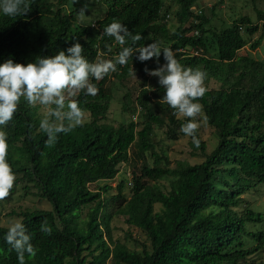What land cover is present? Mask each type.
<instances>
[{
  "label": "trees",
  "instance_id": "1",
  "mask_svg": "<svg viewBox=\"0 0 264 264\" xmlns=\"http://www.w3.org/2000/svg\"><path fill=\"white\" fill-rule=\"evenodd\" d=\"M170 1L179 8L178 21L192 16L193 0ZM27 3L29 12L24 16L0 14V62L12 58L23 63L36 56L55 55L71 46L74 39L84 46V55L90 62L101 55L112 59L121 46L102 32L113 20L141 33L145 38L138 42L141 46L153 40L175 50L185 42L179 29L170 36L166 25L158 22L165 6L163 0H101L98 4L107 6L106 13L100 10L104 18L94 26L76 24L82 8L85 12L95 10L94 0ZM166 9L170 11L171 7L166 5ZM257 16L264 21L263 10H257ZM202 21L208 22L205 17ZM203 23L198 29L205 33ZM244 27L250 35L260 29L247 17L234 21L232 27L219 31L211 40L212 45L217 42L218 59L202 57L188 63L207 73L206 82L214 79L221 85L217 90L207 89L198 101L219 139L214 150L207 153V145L197 130L200 144H192L193 155L201 150L205 158L201 163L179 161L176 168L162 166L169 160L155 152L153 125L166 126L170 140H177L185 135L181 125L190 119L176 117L178 113L161 99L162 87L153 92L143 88L137 97L135 102L145 118L140 130L134 120L118 127L100 123L112 100L104 82L112 75L125 77L133 69L146 80L144 67L156 68L154 59L141 63L134 58L125 66L118 65L117 72L100 82L92 80L99 88L98 94L91 96L81 91L76 99L84 112H90L92 121L59 134L54 146L46 143L47 135L39 129V107L21 102L6 128L7 159L17 177L14 185L25 182L26 195L52 205L49 210H12L8 214L23 219L38 250L35 258L26 256L27 264H247L264 248L262 226L258 231L248 229V224L264 222V212L248 209L239 214L235 210L243 195L264 185V65L249 57H237L247 45L242 35ZM203 41L188 39L192 45L200 44L206 49ZM109 45L111 52L107 50ZM259 45L260 40L252 48ZM130 107L127 94L123 109L128 111ZM134 145L140 154L152 152L154 165L142 167L134 179L131 199L115 213L146 234L151 244H143L142 253L114 240L110 229L113 213L109 207L122 197V184L118 196L108 200L102 198L108 186L99 190L89 187L115 179L119 165L129 161V150ZM166 176L173 178L168 191L144 182H157ZM10 194L15 195L14 188ZM156 204H161L160 211H155ZM90 205L93 206L85 219H81L82 209ZM42 224L50 232L42 231ZM7 229L0 226V264H19L16 252L4 241Z\"/></svg>",
  "mask_w": 264,
  "mask_h": 264
},
{
  "label": "clouds",
  "instance_id": "2",
  "mask_svg": "<svg viewBox=\"0 0 264 264\" xmlns=\"http://www.w3.org/2000/svg\"><path fill=\"white\" fill-rule=\"evenodd\" d=\"M211 3L210 0H193L190 5L192 16L183 21H178L179 8L174 7L175 10L172 8L168 11L166 3L161 8V19L158 22L166 25L170 36L179 29L185 38L184 45L175 50L170 45L161 46L160 42L153 40L151 43L138 45L139 41L145 40L142 34L130 31L119 20H113L102 32L103 36L113 38L121 46L118 55L112 59L90 62L84 55V46L74 39L71 46L55 55L36 56L34 60L23 63L12 58L0 62V200L9 197L17 179L7 159L9 143L6 128L18 112L21 102L29 106H44L47 114L39 120V129L47 135L46 143L54 146L59 134L70 133L83 123L82 107L77 100L66 97L75 96L77 91L97 95L99 88L91 81L104 79L108 74L117 72L118 65L125 66L134 58L141 63L154 59L157 67L149 68L145 65V73L158 78V84L164 89L161 99L165 103L176 113L192 118L181 125L180 131L191 137L192 143L199 147L197 130L200 124L195 118L203 111V106L198 101L207 91V73L199 66L193 67L188 63L194 59L210 57L207 51L209 45L213 46L211 40L218 33L211 27V20L205 14L206 7L212 8L214 13L215 4L212 6ZM28 12L27 0H0V14L4 16L15 18ZM174 12L179 26L171 31L167 22L174 17ZM81 14H85L84 8L81 9ZM202 17L208 22L203 23ZM202 23L205 33L198 29ZM188 39L204 40L207 48L204 49L200 44L192 45ZM107 50L112 51L110 45ZM161 56L163 61L160 63ZM41 230L50 232L44 224L41 225ZM4 241L16 252L19 264H27L26 256L35 258L37 255L38 250L32 243V236L22 218L13 220L4 235Z\"/></svg>",
  "mask_w": 264,
  "mask_h": 264
},
{
  "label": "rangeland",
  "instance_id": "3",
  "mask_svg": "<svg viewBox=\"0 0 264 264\" xmlns=\"http://www.w3.org/2000/svg\"><path fill=\"white\" fill-rule=\"evenodd\" d=\"M100 1L101 0H94L92 8L95 10H90L85 12V14H79L77 16L76 24L84 26L91 25L92 23L94 24L98 22V20L104 18V13L100 10H104L106 13L107 6L103 5V3L99 5L98 3ZM210 1L212 2V6L215 4V11L212 13L213 9L206 7L205 14L210 18L211 27L216 32L232 27L234 21H240L245 17L251 19L254 24L258 23L260 25L259 31L252 35L245 33V27L243 28L242 35L246 40L247 45L238 52L237 57H249L264 65V21H260L257 16V10L264 11V0ZM165 3L167 6H170L171 9L173 8L172 10H175V5L170 0H165ZM177 20L178 19L174 12V17L169 22H167L169 30H176V28L179 26V22ZM258 40H260V45L257 48H252L253 44ZM161 41L164 42L163 39H161ZM164 43H161V46L168 47V45ZM218 50L219 48L217 42H214L213 46L209 45L207 54L216 60L219 57ZM99 59H111V57L101 55L97 60ZM100 81L101 80L97 82ZM104 87L111 94L112 100L110 101L107 114L101 118L100 123L111 124L115 127H118L120 125H126L131 120H134L136 124H138L137 129L140 130L145 123V118L140 106L135 101L143 88H147L151 92L157 90V88L160 87L158 84V78L148 75V79L145 80L137 70H135V74L132 70L129 75L122 78L118 77L117 75L110 76L104 82ZM205 87L209 90H217L221 87V85L212 79L209 82H205ZM80 92L81 91H77L75 96H69L66 97V99L76 100ZM127 94L131 99V107L128 111H125L123 109V105L125 95ZM36 106L39 107L37 110V121L39 124V120L45 117L47 110L44 108V106ZM163 116L166 117L165 114H163ZM176 117L180 120H185L186 118L182 114H177ZM195 119L199 121L200 126L198 128V132L199 136L201 137L200 139H202L207 145L206 152L211 153L219 142L217 131L214 127L207 123L204 110ZM91 121L92 117L90 112L85 111L83 122L86 123ZM167 132L166 126L161 127L157 124L153 125L152 141L155 146V152L161 154V156L167 157L169 160V163H162L163 167L176 168L177 162L179 161H185L190 164H197V162L201 163L204 161L205 158L203 157L201 150H197L196 154L193 155L194 149L191 137L183 135L177 140H170ZM145 164L149 166L154 165V157L152 156V152L149 151L144 154H140L137 147L134 145L129 150V161L119 165V173L115 179L110 181H100L89 186L92 190H99L105 186H108L110 189L106 192H103L102 195L103 199L108 200L112 197L118 196L119 186L122 184V197L116 201H112V205L109 207V211L113 213L112 219L110 221V229L114 240L120 241L126 244L129 248L140 253L143 252V244H146L150 247L151 243L149 239L142 230L140 231V229L127 224L126 217L115 213V211L131 199L133 195L134 179L137 176L139 177L142 167ZM171 180H173L172 177L166 176L164 179H161L157 182L148 181L147 179H144V182L150 186H157L162 191H168ZM24 184L25 182L17 186L14 185L13 188L15 189V195L10 194L9 197L0 200V226L9 227L14 219L21 218L9 216L8 214L12 210L20 212L25 210L51 209L52 205L47 201L42 200L37 196L26 195L25 191L23 190ZM92 206L93 205L86 206L82 209L81 219H85L86 214ZM161 209V204L155 205V211H160ZM248 209L255 210L257 212H264V185L243 195L240 206L235 208L239 214H242ZM261 226L263 229L262 231H264V222L257 225L248 224V229L251 232L258 231ZM86 254L87 252L84 253V255ZM88 257L90 260L91 257ZM261 262H264V248L260 250L259 253L250 258L247 264H260ZM108 264H110V261H108Z\"/></svg>",
  "mask_w": 264,
  "mask_h": 264
}]
</instances>
